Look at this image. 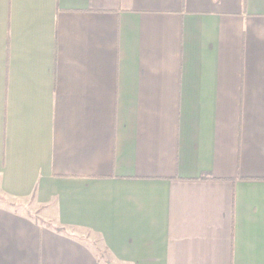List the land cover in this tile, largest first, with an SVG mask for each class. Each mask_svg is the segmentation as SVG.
<instances>
[{
    "label": "crops",
    "instance_id": "obj_1",
    "mask_svg": "<svg viewBox=\"0 0 264 264\" xmlns=\"http://www.w3.org/2000/svg\"><path fill=\"white\" fill-rule=\"evenodd\" d=\"M0 264H264V0H0Z\"/></svg>",
    "mask_w": 264,
    "mask_h": 264
},
{
    "label": "rangeland",
    "instance_id": "obj_2",
    "mask_svg": "<svg viewBox=\"0 0 264 264\" xmlns=\"http://www.w3.org/2000/svg\"><path fill=\"white\" fill-rule=\"evenodd\" d=\"M24 205H25V204H24ZM24 205H23V206H24Z\"/></svg>",
    "mask_w": 264,
    "mask_h": 264
}]
</instances>
